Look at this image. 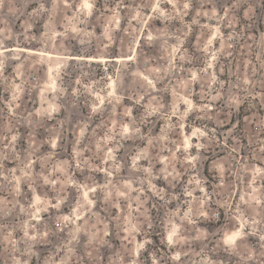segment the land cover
Returning <instances> with one entry per match:
<instances>
[{
	"label": "rangeland",
	"instance_id": "obj_1",
	"mask_svg": "<svg viewBox=\"0 0 264 264\" xmlns=\"http://www.w3.org/2000/svg\"><path fill=\"white\" fill-rule=\"evenodd\" d=\"M0 264H264V0H0Z\"/></svg>",
	"mask_w": 264,
	"mask_h": 264
},
{
	"label": "bare ground",
	"instance_id": "obj_2",
	"mask_svg": "<svg viewBox=\"0 0 264 264\" xmlns=\"http://www.w3.org/2000/svg\"><path fill=\"white\" fill-rule=\"evenodd\" d=\"M88 5V4H87ZM52 56V55H51ZM104 59V58H103ZM119 60H121V59H119ZM103 61V60H102Z\"/></svg>",
	"mask_w": 264,
	"mask_h": 264
}]
</instances>
